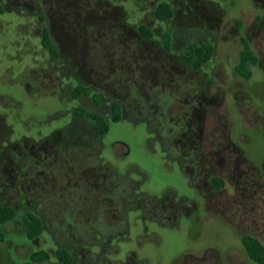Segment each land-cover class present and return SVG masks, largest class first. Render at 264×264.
Here are the masks:
<instances>
[{
    "label": "rangeland",
    "instance_id": "rangeland-1",
    "mask_svg": "<svg viewBox=\"0 0 264 264\" xmlns=\"http://www.w3.org/2000/svg\"><path fill=\"white\" fill-rule=\"evenodd\" d=\"M162 2L174 10L168 21L155 15ZM0 6V207L17 211L1 226L0 264H23L42 249L51 259L36 264H64L59 248L71 252L72 264H257L242 238L264 243V0H0ZM141 26L152 36L144 37ZM45 27L60 58L42 45ZM244 38L259 58L250 79L235 70ZM195 42L214 46L200 71L180 56ZM64 64L126 104L117 122L105 108L103 163L88 145L57 155L50 141L79 106L72 85L62 96L60 87L73 80L64 77ZM165 136L177 152L194 148L209 157L190 165L203 194L168 155ZM212 175L225 179V189L208 191L204 181ZM120 176L154 204L168 196L179 207L196 205L188 213L163 210L168 215L160 221L129 209L127 236L99 246L121 215L114 191ZM27 211L44 221L35 240L26 235Z\"/></svg>",
    "mask_w": 264,
    "mask_h": 264
},
{
    "label": "flooded vegetation",
    "instance_id": "flooded-vegetation-1",
    "mask_svg": "<svg viewBox=\"0 0 264 264\" xmlns=\"http://www.w3.org/2000/svg\"><path fill=\"white\" fill-rule=\"evenodd\" d=\"M0 10H3L1 6H0ZM200 43H203V42H200ZM190 45L191 44L186 46L184 51L181 52L180 54L183 63L187 65L189 64L183 60L182 56L186 48L189 47ZM58 48H59V56L57 58H60L61 50L59 46ZM166 48L168 50H171L172 45H170L169 48L166 45ZM52 57L56 59V57L54 56ZM210 61L206 63L203 67H207ZM63 67L64 69H66V75H64V77L67 79L73 78V80L69 82H65L64 86L60 87L62 96L66 95V89L68 85H72L70 89V95L72 96L71 97L72 99L78 100L79 106L73 113L72 123H70L68 126L64 128H60L59 130H57L56 133L51 137L52 139L50 141L53 142L54 151L57 155L65 151H68V148L73 147L74 144L76 143L84 144V146L88 145L86 147L89 148L90 151L95 152L96 162L99 164L100 161L101 162L103 161L100 155H101V144H102V139L104 137V133L102 132L99 119L98 118L93 119L91 116H89V113L94 114L96 116L104 117L106 121L109 122L108 118L109 116H112V112H113L112 108L116 107L117 105L120 107L121 115L123 113L127 115L126 104L124 101H121L118 99L113 100L114 98H111L107 92L94 88L83 77H81L76 71H74L73 68L67 71V65L64 64ZM189 67L195 71L201 70V69H196L192 67L191 65H189ZM74 81L76 82L75 85L72 84ZM88 90L91 91L89 95L87 94ZM94 95H96V99L94 98ZM106 107H109V112H110L109 116L104 113ZM160 129H162L161 126H160ZM166 138H167L166 136L163 138V142L165 144V149L167 150L168 155L174 156L180 162L184 171L191 178L192 184L195 187H197L200 190V192L203 194V191H201L200 189L201 185L196 184V181H195V179L197 178L195 177L196 173L192 172L190 165L194 163L195 158L197 159L198 163H206L207 161H209V157L205 155L201 156L199 153V150L194 149V148L192 150V154H187L186 152H184V148L182 152H177L176 148H172L167 145V142L165 140ZM85 140H88V141H85ZM119 146H123V145H115L116 150L118 149ZM127 152L128 151L126 150L125 152H123V154H126ZM187 159H189L188 160L189 163L187 162ZM217 178H219L223 182V184L219 188H216L215 186ZM204 182L206 186H208V191L209 190L211 191V189L213 191H221L225 189L226 187L225 179L222 177L215 176V175H212L210 178H208V180L205 179ZM114 191H117L115 196L120 198L118 200L121 203V207L119 208L121 215L117 216L118 219L116 223L112 224L108 228V230L106 231L107 235H105V239L97 242L98 245L100 243L102 244L99 246H103V245L108 246L111 243V240L114 235L119 234L120 236H123V237L127 236L126 234L129 231L127 213L129 209H140L143 213L150 215L151 217H154L160 221L162 218H166V216L168 215V213L164 214V211L168 212L167 209H170L171 211H178L177 209L181 208L182 210H185L188 213L189 207H194L196 205L195 202H188V203H182L179 207L175 205L173 199L168 196H165L164 199L157 201V204H154L153 202H151V198L147 194L135 193L134 188L130 187V184L128 183L126 184L123 178L121 181L117 182V189ZM84 238L86 239V236H84ZM205 256H207V254L204 253L202 258H204Z\"/></svg>",
    "mask_w": 264,
    "mask_h": 264
},
{
    "label": "trees",
    "instance_id": "trees-1",
    "mask_svg": "<svg viewBox=\"0 0 264 264\" xmlns=\"http://www.w3.org/2000/svg\"><path fill=\"white\" fill-rule=\"evenodd\" d=\"M136 2L143 3L148 0H135ZM156 17L161 21H168L174 15V10L170 3L162 2L158 5L155 10ZM140 31L144 37H151L152 33L150 30L141 26ZM41 42L43 47L54 57L59 56V48L54 39L51 36L49 28L45 27L42 32ZM165 44L169 48L171 45V39L165 40ZM243 48L241 51L240 62L236 66V72L246 78L250 79L253 75V67L257 66L259 58L255 51L253 50L251 44L244 38L242 40ZM214 52V46L210 42L203 43H192L189 47L186 48L183 53V60L186 61L189 65L196 69H201L206 63L212 59ZM90 90L87 91V94H90ZM112 120L117 122L121 118L120 107L117 105L113 107ZM93 119L98 118L101 125L102 132L106 135L109 132L110 126L109 122L106 121L104 117L96 116L89 113ZM223 182L217 178L215 186L219 188ZM17 215L16 209L9 206L0 207V242H4L6 239V233L1 230V226L12 221ZM25 228L26 235L29 239L35 240L44 233V221L36 213L32 211H27L25 214ZM243 245L245 247L247 255L257 264H264V243L260 239L252 235H244L242 238ZM56 255L60 261L64 264H72L74 262V257L71 252L66 248H59L56 251ZM51 259V253L47 250H38L34 252L30 261L24 262L23 264H36L49 261Z\"/></svg>",
    "mask_w": 264,
    "mask_h": 264
}]
</instances>
